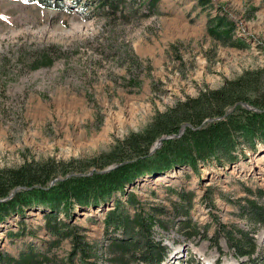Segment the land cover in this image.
I'll return each mask as SVG.
<instances>
[{"label": "rangeland", "instance_id": "rangeland-1", "mask_svg": "<svg viewBox=\"0 0 264 264\" xmlns=\"http://www.w3.org/2000/svg\"><path fill=\"white\" fill-rule=\"evenodd\" d=\"M50 1L43 7L31 0H0V169L49 159L89 161L177 102L248 72H264V0H209L205 6L198 0H161L157 15L138 19L119 13L108 19L97 0ZM219 15L235 23L234 38L245 48L223 45L207 33L209 19ZM40 51L54 53L55 61L33 70L30 63ZM200 171L178 168L128 190L145 210L167 212L179 201L175 192L193 193L189 216L209 238L218 222L252 231L242 208L259 202L255 193L264 190V154L226 167L212 162ZM113 208L76 210L64 219L89 245V262L109 264L112 258L104 219ZM136 210L129 208L131 214ZM162 218L172 220L168 213ZM177 220L155 235L171 250L167 264L191 258L201 264L241 263L225 238L219 240L220 254L209 239H186ZM24 222L15 216L0 224L1 252L19 257L34 247L59 262L73 257L71 264H82L79 249L71 256L72 238L53 236L39 210L27 212ZM254 230L264 251V223ZM173 256L181 259L173 262Z\"/></svg>", "mask_w": 264, "mask_h": 264}, {"label": "trees", "instance_id": "trees-1", "mask_svg": "<svg viewBox=\"0 0 264 264\" xmlns=\"http://www.w3.org/2000/svg\"><path fill=\"white\" fill-rule=\"evenodd\" d=\"M31 1L43 7L51 6L50 0ZM97 1L108 19L118 13L125 18L138 19L157 15L161 0ZM198 1L202 6L210 3L209 0ZM235 31V23L226 16L211 18L207 24V33L213 39L226 46L245 48L243 41L234 38ZM54 61V53L40 51L30 65L36 70L41 66L50 67ZM161 139L162 145L152 153ZM262 146L264 72H248L225 81L219 89L203 90L196 97H188L158 112L142 131L131 133L118 141L110 152L89 161L49 159L0 169V224L15 216L25 223L27 212L39 210L53 236L59 240L71 237L75 242L71 256L79 249L82 264H98L87 260L91 257L89 245L66 221L76 210L103 212L111 205L114 208L104 219L105 231L112 237L109 264H167L171 250L156 240L155 235L157 228L168 231L176 219L186 239L196 236L209 239L223 254L219 240L225 238L231 254L241 261L239 264H264V251L257 244V230H254L264 223V190L254 192L259 202L250 201L242 208L252 222V231L218 222L211 238L205 232L202 234L189 216L186 205H191L193 193L175 192L179 201L167 212L161 207L145 210L138 196L128 190L131 186L137 187L138 181L178 168H189L201 174L200 168L212 162L230 166L239 160H248L249 154L260 155L264 152L260 149ZM112 166L116 167L103 172ZM118 194L125 200L115 199ZM129 208L137 210L131 214ZM165 213L171 215V221L162 218ZM73 260L70 257L68 261L59 262L34 247H28L19 257L0 251V264H71ZM185 264L201 263L191 258ZM217 264H221L220 259Z\"/></svg>", "mask_w": 264, "mask_h": 264}, {"label": "water", "instance_id": "water-1", "mask_svg": "<svg viewBox=\"0 0 264 264\" xmlns=\"http://www.w3.org/2000/svg\"><path fill=\"white\" fill-rule=\"evenodd\" d=\"M162 140L163 139H161V140H159V142L156 144V146L154 147V149H153V151H152V153H154L155 152V150L156 149H158L161 145H162ZM263 153H260V155H262ZM116 166H112V167H109V168H107L105 171H103V172H107V171H110V170H112V169H114ZM158 177V175H156V176H154L153 178L155 179V178H157ZM131 187H133V186H131ZM106 208V207H105ZM96 210V209H95ZM99 211H101V210H99Z\"/></svg>", "mask_w": 264, "mask_h": 264}, {"label": "bare ground", "instance_id": "bare-ground-1", "mask_svg": "<svg viewBox=\"0 0 264 264\" xmlns=\"http://www.w3.org/2000/svg\"><path fill=\"white\" fill-rule=\"evenodd\" d=\"M172 259H173V262H175V260H178V259H181V258H180V257H178V256H176V257H174V256H173V258H172ZM174 259H175V260H174ZM166 262H169V260H167ZM208 264H210V263H208Z\"/></svg>", "mask_w": 264, "mask_h": 264}]
</instances>
